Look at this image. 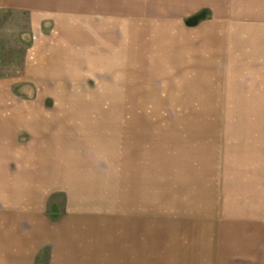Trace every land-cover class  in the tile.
I'll use <instances>...</instances> for the list:
<instances>
[{"label":"rangeland","instance_id":"374dc122","mask_svg":"<svg viewBox=\"0 0 264 264\" xmlns=\"http://www.w3.org/2000/svg\"><path fill=\"white\" fill-rule=\"evenodd\" d=\"M3 118L0 264H264V0H0Z\"/></svg>","mask_w":264,"mask_h":264},{"label":"crops","instance_id":"0c3cea01","mask_svg":"<svg viewBox=\"0 0 264 264\" xmlns=\"http://www.w3.org/2000/svg\"><path fill=\"white\" fill-rule=\"evenodd\" d=\"M15 4V3H12ZM19 5H22V3H20ZM17 120L15 119H7V118H3L0 119V162L1 159H3V162L0 164V209L3 210L5 208H11L13 206V201L16 198V193L18 192L19 195H27V193H29V197H31V192H34L38 187H33V185L31 184V182L27 183V176H31L32 173L34 174H43L45 171V169L47 170V168L44 166L45 160L43 159L42 154H38V155H34L33 154V147L29 146H24V152H23V156L22 158L24 159L23 162L21 163V166L19 165L18 169L15 166L14 167V163L12 162L13 166L10 165L11 163H9V161H11V159L15 158V154L13 152H15L16 148H15V137H16V126H26V127H36V128H42L46 125L41 124L42 122H36L35 125H32L31 121H23V124H17ZM38 129L34 130L35 132ZM41 130V129H40ZM30 131V130H29ZM36 148V147H35ZM39 158V159H37ZM5 159H7V162L5 161ZM34 159V160H33ZM32 160L35 161V163L37 165H32ZM36 160L38 162H36ZM64 161H67L66 163L68 164L67 167L69 166V161L71 160H64L63 158H59L57 160V164H59V166H57L56 171L59 172L61 171V173L63 172L62 170L65 168L64 167ZM72 162V161H71ZM75 164V163H74ZM43 169V170H42ZM17 173L20 174L19 176V181L17 184L16 180H17ZM29 180V179H28ZM42 187L40 185V190H42ZM21 198V197H20ZM6 210V209H5ZM52 233H55V231L50 230V232L48 233V240L50 241L51 239V235ZM7 236H9V233H7ZM7 236L2 237V239L7 240L5 242H7V244H5L3 242L2 244V249L0 250V256L3 257V259H5L7 257V260L10 259V257H15L16 255V251L15 248L12 249V243L13 241L10 242V237L6 238ZM53 236V235H52ZM13 238V237H12ZM54 238V237H52ZM1 239V241H2ZM47 239V238H46ZM63 239V238H62ZM51 242V241H50ZM63 242V241H62ZM4 246V247H3ZM55 249V248H54ZM5 262V261H4ZM3 262V263H4ZM8 263V262H7Z\"/></svg>","mask_w":264,"mask_h":264}]
</instances>
